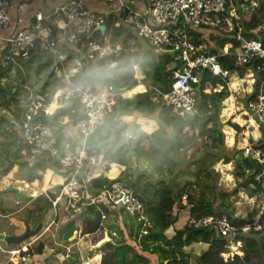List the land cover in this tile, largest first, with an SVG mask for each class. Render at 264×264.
<instances>
[{"label": "trees", "instance_id": "obj_1", "mask_svg": "<svg viewBox=\"0 0 264 264\" xmlns=\"http://www.w3.org/2000/svg\"><path fill=\"white\" fill-rule=\"evenodd\" d=\"M20 1L29 3L31 0ZM233 3L236 8V17L229 21L228 15L225 14L221 19V26H201L199 28L187 26L185 28L188 39L196 49L201 47V53L221 55L225 45L230 44L231 50L235 51L243 49L245 42L250 40L260 42L264 48V0H260L259 9L256 12L242 11L239 7L240 0H234ZM124 13L127 11H122L121 15ZM114 20L112 17L108 18L107 32L115 37L125 35L121 43L122 50L128 49L127 43L134 40L139 49L138 53L132 55L133 52H122L118 59L110 56L103 60L97 58L87 60L86 66L73 79L74 83L90 91H94L97 86L102 87L109 84L117 90L121 88L130 90L137 84L131 67L135 64L142 70L151 87H156L162 93L169 92L173 73L181 68L182 63L174 60L175 54L155 52L135 34L133 29L124 27L122 24L118 28L113 27ZM209 32L211 35H208ZM141 41L146 45L144 50L141 48ZM196 55L197 53H192L189 58L193 59ZM74 56H77V53L70 49L68 59L72 60ZM111 61L117 62V67L110 70L108 64ZM219 62L226 67L221 56ZM171 63L176 64V69L172 72L167 69ZM231 63L233 67L228 70L229 73L241 75L246 70L253 73L254 86L247 98V108L248 103L257 102L260 86L264 83V59L254 58L251 65L239 66L232 58ZM257 66H262V70L255 71ZM54 67L53 61L46 52L32 53L29 60L22 63L21 69L0 67V139H2L1 145L8 143L6 149L3 147L0 149L1 166L5 164L4 160L8 161L1 177L6 176L14 166L26 174L28 183L42 180L38 171L44 173L46 170H51L57 175L61 174L57 160L47 154L32 153L21 140L17 127L12 123L14 120H19L21 105L28 95L21 87L13 92L12 73L21 77L24 85L36 86V92L45 95L61 86V80L54 72ZM40 74L44 76L38 83ZM199 77L200 83L195 92L196 112L191 117H173L170 107L164 105L161 98L152 101L153 93L149 89L131 99L124 100L119 95L113 97L111 113L105 125V128H109L108 132L111 130L113 132V138L109 143L113 149L108 147L98 149L96 157H99L100 163L118 164L125 167L117 180L133 189L135 196L143 203V214H134L126 210L117 211L114 214L100 204L99 207L105 214L102 220L100 212L93 206L82 205L79 211L67 213L64 205L60 204L56 207L57 217L55 219L58 223L61 213L68 215L69 222L73 223L77 230L82 226L86 234L92 235L93 248L102 246L99 242L104 239L105 230L116 233L122 241L114 237L112 238L115 240L114 244L106 243L103 246L107 247L108 251L103 252L101 264H135L136 261L143 264H264V229L240 234L237 240L242 243L243 256H235L225 263L220 254L226 251L227 241L217 234L213 226L199 229L187 226V221L191 218L222 217L223 215L216 213L218 209L226 212L225 216L233 225L242 226L255 223L256 211L245 219L237 220L233 217V212L229 207L224 209V202L229 195L221 191L218 186L219 174L211 168L220 160L228 164L240 155V158L235 159V176L242 179L237 189H245L249 197L257 194L264 196V184L254 180L260 174L261 168L251 157H243V153L233 151L221 159L220 150L215 154L207 150L200 154L190 153L198 140L204 145L203 139L217 137L222 145L223 134L219 116L222 102L229 96L225 89L227 78L211 76L207 71H201ZM34 80L37 82L33 84ZM217 85L223 86L221 93H205L209 87L213 89ZM79 107V103L73 101L70 108L66 107L56 111L51 121H47V125H57V120L63 117H68L69 126L76 125L81 119V114L72 115L71 110H77ZM130 114L153 119L158 124V130L151 135L140 131L141 139L137 140L133 147L134 152L148 163L153 174L146 171H132L128 167L127 155L130 148L126 144L125 133L137 132L139 126L121 123L118 118L121 115ZM97 130L100 134V142H106L110 135L103 136L102 129ZM60 139L64 140V135ZM21 148L29 152L28 158L22 159ZM86 151L87 156L96 155L88 148ZM49 175L51 174H47V180ZM113 182L114 180L103 175L86 178L87 189L92 195L107 190ZM61 187L48 189L36 197L33 204L35 209L29 211V214L40 212L44 215L53 209L52 201L57 197ZM235 192L237 190L233 191ZM13 193L14 196L19 195L18 191L14 190ZM183 195L187 196L186 200H182ZM107 218L111 223H106L103 227L102 222ZM260 219L262 222L259 223L263 224L264 216ZM170 229L173 231L171 235H168L167 232ZM198 243L208 244V249L199 256L183 253L184 247ZM43 245V243L39 245L37 252L41 251Z\"/></svg>", "mask_w": 264, "mask_h": 264}, {"label": "built area", "instance_id": "obj_2", "mask_svg": "<svg viewBox=\"0 0 264 264\" xmlns=\"http://www.w3.org/2000/svg\"><path fill=\"white\" fill-rule=\"evenodd\" d=\"M111 5V10L101 14L88 9L84 0H66L57 9L44 14L37 12L35 21L29 27H13L9 10L11 0H0V67H17L21 69L22 63L29 60L32 53L46 52L53 61L54 72L61 80V86L45 95L36 92V87H26L27 97L21 105L19 120L12 121L17 127L18 134L23 143L34 154H47L57 160L64 181L57 197L52 201V208L63 204L67 213L80 210L82 205L93 206L104 219L100 209L102 204L108 211L126 210L134 214H143L142 201L135 196L131 187L114 179L107 190L92 195L87 189L86 178L96 177V170L105 173L109 163H100L99 157L87 156L86 140L97 129L105 128L112 109V99L116 88L112 85L95 87L94 91L77 86L73 79L86 66L87 60L96 58L106 59L110 56L118 59L122 52L132 53V49L122 50L117 43L118 39L124 40L125 35L118 37L108 33L106 22L109 17L114 20L113 27L133 29L135 34L155 52L175 54L174 60L182 63L180 69L174 71L171 90L167 93L160 92L156 87H150L154 101L161 98L164 105L170 107L173 117L185 118L193 116L196 112L197 100L196 87L200 83L199 74L207 71L214 77H226L228 71L219 62V57L231 54L234 62L239 65H251L254 58L264 59V48L255 40L245 42L243 49L237 52H222L221 55H205L201 47L197 48L185 34V28L192 26L222 25L221 19L226 14L228 20L236 17L234 0H151V2L138 3L134 0H105ZM240 8L244 12H256L260 0H240ZM128 4L134 6L128 8ZM229 4V5H228ZM127 11L121 15L122 11ZM119 18V20H118ZM106 27L104 33L98 29ZM128 45L129 42H128ZM73 49L77 56L68 59L69 50ZM192 53L197 55L190 59ZM229 58V57H228ZM117 62L111 61L108 68L114 69ZM134 78L139 71L138 66L132 64ZM262 66H257L255 71H261ZM223 86L209 87L205 93H221ZM78 102L79 109H72L71 114H81V119L76 125L66 131L67 138L60 139L62 130L59 125H66L68 117L57 120V125H47L54 113L66 108L72 102ZM246 111L252 115L257 123L264 127V83L261 84L257 102H250ZM66 122L64 123V121ZM74 130L70 133V130ZM128 138H131L126 134ZM75 138L76 140H73ZM243 156L251 157L261 168L255 181L264 179V150L244 149ZM187 196L183 195L182 200ZM18 203V202H17ZM12 224L10 223L9 226ZM187 226L193 229L213 226L217 234L227 241L225 252L220 254L224 262L239 256L241 242L237 240L240 234L250 231L258 232L261 226L257 223L242 226L233 225L226 216H207L191 218ZM34 239L18 248H11L0 241V264H26L31 259L30 247ZM139 249L141 246L138 244ZM57 264H67V261L76 262L73 246L65 248L64 255L53 253ZM79 264V262H76Z\"/></svg>", "mask_w": 264, "mask_h": 264}, {"label": "crops", "instance_id": "obj_3", "mask_svg": "<svg viewBox=\"0 0 264 264\" xmlns=\"http://www.w3.org/2000/svg\"><path fill=\"white\" fill-rule=\"evenodd\" d=\"M65 1L66 0H42V3L44 2V5H40L37 8L31 7L33 2L28 4L26 3V1L23 3H21L20 0L13 1L15 4L11 2V8L9 10L10 19L12 21L13 27H16L18 29L29 27L30 24L33 23L32 21H35V16L37 12L47 14L57 9ZM134 1H136V3H139V1L137 0H134ZM84 3L88 9L94 12H97V13H101L103 15L111 10V5L108 4L105 0H84ZM131 41L132 43L135 42L134 40H131ZM129 44H131L130 41H129ZM231 49H232V46L230 44H227L226 46H224L223 52L228 51L229 53H233L234 50L232 51ZM235 52H237V50ZM228 57H229V60L232 61L231 54H229ZM226 75L227 76L225 78L227 79H226L225 89L228 91L229 96L222 102V110L219 116V121L221 123V133L223 134L222 145H220V142L219 140H217V137H213L211 139H203L204 145L202 144L203 142L201 143L200 140H198L196 144L192 147L190 153L200 154V152L207 150L209 153L215 154L220 150V157L222 159L223 157L230 155L233 151L243 153L244 149L246 148H250L253 150L262 149V148L264 149V146H263L264 145V127L260 126L255 120V118L246 111L247 98L252 93L253 86H254V77H253L252 71L250 70L243 71L241 75H239L238 73L228 72ZM136 77L138 78L136 86H134L130 90L124 89L123 92L117 95H119L122 99L125 100V99H131L135 95L145 93L147 91V87L150 86V85H146L148 80L146 79L145 75L141 76L139 72H136ZM118 121L124 124H136L137 126H139V130H137V132H126L125 133L126 144L130 148V151L127 155L128 163H129L133 158V153H135L133 147L136 141L141 139V132L146 135H151L158 130V124L153 119H149L147 117H142V116L139 117L133 114L121 115L119 116ZM65 122L66 120L64 121V123ZM59 126H60V129L62 130L61 136L64 135L66 139L67 138L66 131L68 128L72 126L71 125L69 126L68 123L66 125H59ZM108 131H109L108 127L103 128L101 130V134L103 136H106L108 134L110 135L109 139L105 142L104 147L113 149L112 145L109 144L110 140H112L113 138L112 137L113 132L112 130L110 132ZM69 132L73 133L74 130L72 129ZM126 134L129 135L131 138H128ZM98 135L100 137V134ZM72 139L76 140L75 138H72ZM143 145L146 146V144L144 143ZM93 149L91 151H93ZM96 149L102 150L100 148H96ZM237 157L240 158L241 156L238 155L236 156V158ZM235 159L232 160L228 164L224 163L223 160H220L216 162L213 166H211V168L214 172L221 173L222 171L220 172V170H229L231 166H233L232 163H234ZM140 160H141L140 162L143 161L142 162L143 166L144 164L145 165L147 164V162H145L144 159L143 160L140 159ZM140 162L136 160L135 164L137 163L141 164ZM229 164H230V168L228 167ZM16 168H17L18 174H16V178L14 179L15 183L16 184L20 183L24 186H27V188L23 187V189L25 190L22 191L27 195L26 197L31 198L32 195L34 194L33 198L27 199L26 197H24V194H21L19 193L20 191H18V193L25 198V200H23L24 204H22L23 205L22 208L28 209L27 211L34 210L33 204H34V200L36 197L45 193L48 189L55 188L56 186H62L63 181H64V176L62 175V173L57 175L51 170H46L44 173H42L41 171L37 172L38 175H41L42 177L41 181L35 180L33 182L28 183L26 182V174L23 171H20L18 167ZM148 168H150V166ZM106 169L108 171L105 173L101 172V170H96L95 176L97 177V176L103 175L110 180H114L122 174L125 167L118 165V164H109L108 167H106ZM48 173L51 175H49V179L48 181H46V176ZM259 181H261L264 184V179H261ZM53 193L55 194V191ZM30 194L32 195L30 196ZM253 197H256V196L253 195L252 197H249V198H253ZM36 213H39L38 217L36 216ZM14 214L16 213L15 212L10 213V217H8L6 214L3 215L10 221V223L14 222V224L12 225L13 233H10V232L8 233V232L0 230V234L14 235V236L24 234L25 227H21L20 224H15L16 221H14L15 220L13 217ZM61 215L64 216L62 213ZM261 216H264V210L261 213H259V210H257L256 216H255V223H257L260 226H261V223L259 222H262L260 219ZM56 217H57V211L55 208V209H51L44 215H41L40 212H33L32 214H27V216L23 217V219L21 220L22 221L21 223L28 224L30 231L36 230L37 227L40 226L41 223L45 225V227H43V230L39 231L40 233L33 240L34 242L32 243L30 247L32 257L26 264H57L56 259L53 257V253H58L63 256L65 253V248L69 246H73V250H74V253L76 254V258L78 259L79 264H100L101 258L103 255L102 252L100 251L101 249L92 247L91 245L92 235L86 234L84 229L79 228L77 230V231H81L80 232L81 236H79V238H77V231H75L73 236L69 238V240L76 238L74 240L75 241L74 245H66L63 241H59V239L55 237V233L53 232V227L54 225H56V222H55ZM239 218L240 217H238V219ZM63 221H64L63 218H61L60 222L62 223ZM18 222L19 221H17V223ZM32 224L35 225L34 229H32V226H33ZM263 224H264V221H263ZM16 225L18 226V228L16 231H14V228L16 227ZM172 231L173 230L170 229V231L167 232L168 235H171ZM113 234L114 232L105 230V235L108 237V241L105 243L114 244L115 240L112 238H114L115 236H113ZM29 242L30 240H27L24 242V244H27ZM41 243L44 244L43 248L41 249L40 252H37V249ZM198 244L203 245L205 247L207 246V249H208V244H203V243H198ZM198 244H193V245H198ZM105 248H106V251H108V248L107 247ZM207 249H204V251H202L201 253L205 252ZM240 255H241V252H240ZM83 258H85L86 261ZM66 263L71 264L72 262L67 261Z\"/></svg>", "mask_w": 264, "mask_h": 264}, {"label": "rangeland", "instance_id": "obj_4", "mask_svg": "<svg viewBox=\"0 0 264 264\" xmlns=\"http://www.w3.org/2000/svg\"><path fill=\"white\" fill-rule=\"evenodd\" d=\"M137 1H139L140 4H141V2H143L146 5V3H149L151 0H137ZM31 2H33L32 6H31L32 8H37L40 5H44V2L42 3V0H31L29 3H31ZM133 2H136V1H133ZM12 3L15 4L13 1H12ZM136 4H137V6H139L138 3H136ZM12 7H13V5H12ZM208 35H211V33L209 32ZM111 37L113 38L114 36H111ZM116 42L121 45V39H118ZM141 42H142L141 48L144 50L146 48V45L143 41H141ZM130 43H131L130 46L128 45V43H127V45L129 46V48H131L133 50L132 55H136L139 51V49L136 46V42L132 43V41L130 40ZM147 59L150 60L149 58H147ZM138 69H139L138 72L141 74V76H143L144 74H143L142 70H140L139 66H138ZM133 74H135V73L133 72ZM43 76H44V74H40L38 76V78H39L38 83H40ZM36 82L37 81L34 80L33 84ZM12 85H13V92L19 87H21L23 91L26 90L25 89L26 87L32 88L31 86L24 85L21 82V77H19L15 73H12ZM146 85H151V84L149 83V81H147ZM150 87L151 86L147 87V90ZM0 114H1V110H0ZM1 144H2V139H0V149H2V147L6 149V146L8 145V143H4L3 145H1ZM8 152L10 153V150H8ZM28 153L29 152L26 149L25 150L22 149V151H21V155L23 157L22 159L28 158ZM93 153L97 155L98 149L94 148ZM140 159H142V158H140L137 154L133 153V158L128 163V167L132 171H136V172L137 171L138 172L139 171L140 172L146 171L147 173L153 174V172L150 170V168H148L149 167L148 163L146 165L144 164V166H143L142 165L143 161L140 162L141 161ZM136 160L139 161L141 164H138V163L135 164ZM4 163L5 164L3 166H1V164H0V230L8 232V233L9 232L13 233L12 225L14 224V222H11L12 225L9 226L8 224L10 223V221L3 215L6 214L8 217H10V213L15 212L16 214H14V216H13L15 219L14 221H16L15 224H20L21 227H25L26 223L25 224L21 223L22 222L21 220L23 219V217H25V216H27V214H29V211H27L28 209L22 208V206H23L22 204H24L23 200H25L24 197H26V196L23 197L20 194L17 196H14L13 191H14V189H16L15 190L16 192L20 191L19 193L22 194V191L25 190V189H23V187L27 188V186H24L20 183L19 184L15 183L14 179L16 178V174H18L17 168H16L17 166H14L12 168V170L10 172H8V174L6 176L1 177L3 174V169L8 164V161L4 160ZM232 164H233V166H231V168H230V164H229V166H228L230 168L229 170H220V172L221 171L222 172L221 173L218 172L219 173V175H218V177H219L218 186L221 189V191H223L224 193H227L229 195L228 199H226V200H228V207L233 212V217H235V219L239 220V219H245L248 215H250L251 213H253L257 210H259V213L263 212V210H264V196L262 194H257V195H255L256 197L249 198L248 194L245 192V189H243V188L237 189V185L241 184L242 179L236 178V176H235V172H236L235 171V169H236L235 161ZM46 181H48L47 176H46ZM234 190H237V192L233 193ZM194 193L196 194L197 191L195 190ZM31 195L32 194H30V196ZM33 195L31 198H33ZM26 198L28 199L30 197H26ZM16 201H18V203ZM31 205H32V203H31ZM33 209H35V206ZM17 211H19V212H17ZM115 213H117V211H114V214ZM36 216L38 217L39 213H36ZM238 217H240V218L238 219ZM61 218H63L64 221L62 223L59 221L53 227V232L55 233V237L57 239H59V241H63L66 245H74L75 244L74 240L76 238L71 239V240H69V238L73 236L74 232L77 231V228H76V226H74L73 223L69 222L70 218L68 215H64V216L61 215L60 219ZM109 218H111V217H109ZM256 219H257V217H256ZM17 221H19V222L17 223ZM106 223H111V221L108 218L106 220H104L102 222L103 227L105 226ZM112 224H115V223H112ZM32 225H33L32 229H34L35 225L34 224H32ZM38 227H40L39 231H42L43 227H45V225H43V223H41L40 226H38ZM81 227L82 226H80L79 228L84 229L83 227L82 228ZM17 228H18V226L16 225V227L14 228V231H16ZM262 229H264V224H261V230ZM80 232L81 231H77V238H79V236H81ZM82 233H83V231H82ZM104 234H105V232H104ZM242 235H244V234H242ZM113 236H115V238L118 239L119 241H122V240H120L118 235H116V233H114ZM32 239H34V238H32ZM32 239H30V241ZM105 242L106 241L104 239H102L99 242L100 243L99 245L102 244V246H101L102 248L100 247L101 248L100 251L102 252V254L106 250V248L103 247L106 244ZM22 244H24V242ZM20 245H18V246H20ZM241 245H242V243H241ZM18 246H12L11 245L10 247L11 248H18ZM204 247L205 246L200 245V244L189 246V247H184L183 253H186L190 256H199L202 254L201 252L204 251V249H207V246L205 248ZM241 248H242V246H241ZM242 256H243V253L241 251V255L239 257H242ZM83 259L86 261L85 258H83ZM1 260H3V256H0V261ZM229 261H231V260H229ZM227 262H225V263H227ZM100 264H101V262H100ZM135 264H143V263H139L138 261H136Z\"/></svg>", "mask_w": 264, "mask_h": 264}, {"label": "water", "instance_id": "obj_5", "mask_svg": "<svg viewBox=\"0 0 264 264\" xmlns=\"http://www.w3.org/2000/svg\"><path fill=\"white\" fill-rule=\"evenodd\" d=\"M128 8L133 9L134 6L132 4H128ZM98 30L101 33H104L106 30V27L102 26ZM222 60L224 61L227 70H230L233 67L231 61L229 60L227 56H222ZM175 69H176L175 63H171L168 66V71L170 72L174 71ZM123 90L124 89L116 90V94H120L121 92H123ZM70 107H71V104L67 105V108H70ZM86 145L89 150H92L93 148L103 149V147L105 146V142H100L98 131L96 130L91 136L87 138ZM22 194H24V196H27L24 192H22ZM227 207H228V200H225L224 209ZM216 213L223 215V216L226 215V212L223 209L216 210ZM39 229L40 227H37L36 230L30 231L28 225L25 224L24 234L18 235V236L0 234V241L4 242L7 246H11V245L18 246L27 240L37 237L39 234ZM104 240L106 242L108 241V237L106 235L104 237ZM76 262H78V260ZM76 262L71 263V264H76Z\"/></svg>", "mask_w": 264, "mask_h": 264}, {"label": "clouds", "instance_id": "obj_6", "mask_svg": "<svg viewBox=\"0 0 264 264\" xmlns=\"http://www.w3.org/2000/svg\"><path fill=\"white\" fill-rule=\"evenodd\" d=\"M226 46V45H225Z\"/></svg>", "mask_w": 264, "mask_h": 264}]
</instances>
